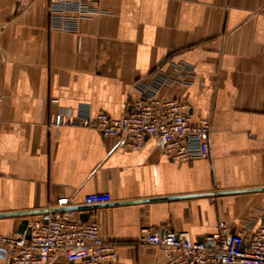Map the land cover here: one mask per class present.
<instances>
[{
  "label": "crops",
  "instance_id": "obj_1",
  "mask_svg": "<svg viewBox=\"0 0 264 264\" xmlns=\"http://www.w3.org/2000/svg\"><path fill=\"white\" fill-rule=\"evenodd\" d=\"M79 31L53 30L46 0H0V236L63 200L94 193L112 202L86 211L119 264H165L142 230L201 241L219 223L234 233L264 219V0H102ZM191 84L164 95L212 126L208 160L176 163L146 139L130 150L53 114L123 117L134 85L170 63ZM57 100V103L53 101ZM0 264H8L5 254ZM58 264H68L63 258Z\"/></svg>",
  "mask_w": 264,
  "mask_h": 264
},
{
  "label": "built area",
  "instance_id": "obj_2",
  "mask_svg": "<svg viewBox=\"0 0 264 264\" xmlns=\"http://www.w3.org/2000/svg\"><path fill=\"white\" fill-rule=\"evenodd\" d=\"M53 30L77 33L83 20L103 14L102 0H46ZM134 85L135 97L121 118L105 113L92 115L87 106L74 114L58 113L50 126L81 127L97 131L103 137L116 138L130 150H140L146 139L163 142L162 151L173 162L182 164L210 158L212 132L208 120L193 124L190 106L182 99L164 95L166 88L191 84L193 70L184 63H170ZM57 103V100L53 101ZM2 99H0V114ZM1 128V121H0ZM112 196L94 193L84 206L108 205ZM63 200L57 208H48L28 220L22 234L0 236V255L8 264H119L116 247L101 235L96 218L81 220V212L67 209ZM142 244L159 249L165 264H264V219L247 223L232 232L219 223L215 234L193 240L187 232L143 229Z\"/></svg>",
  "mask_w": 264,
  "mask_h": 264
},
{
  "label": "water",
  "instance_id": "obj_3",
  "mask_svg": "<svg viewBox=\"0 0 264 264\" xmlns=\"http://www.w3.org/2000/svg\"><path fill=\"white\" fill-rule=\"evenodd\" d=\"M161 143L163 144V142H161ZM258 190L264 192V188H262V189H258ZM96 207H99V206H96ZM92 208H95V207H82V208L74 209V210H76V211H83V212H84V211H86V210H88V209H92ZM88 218H89V215L86 214V213H83V214L81 215V220L84 221V222L87 221ZM27 226H28V221H26V220L22 221V223H21L20 226H19L18 233H19V234H22V233H24L25 231H27V237L29 238V236H30V232H29Z\"/></svg>",
  "mask_w": 264,
  "mask_h": 264
}]
</instances>
